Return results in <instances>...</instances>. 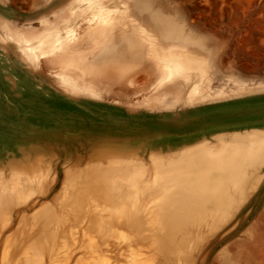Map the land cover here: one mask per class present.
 Segmentation results:
<instances>
[{"label": "rangeland", "instance_id": "obj_1", "mask_svg": "<svg viewBox=\"0 0 264 264\" xmlns=\"http://www.w3.org/2000/svg\"><path fill=\"white\" fill-rule=\"evenodd\" d=\"M134 263L264 264V0H0V264Z\"/></svg>", "mask_w": 264, "mask_h": 264}, {"label": "bare ground", "instance_id": "obj_2", "mask_svg": "<svg viewBox=\"0 0 264 264\" xmlns=\"http://www.w3.org/2000/svg\"><path fill=\"white\" fill-rule=\"evenodd\" d=\"M108 11V10H107ZM105 11V12H107ZM104 16V15H103ZM142 18V17H141ZM71 21H75V13H71L70 17ZM146 20V18H145ZM148 20V19H147ZM86 20L85 22H87ZM142 21V20H141ZM96 25L98 23V28L92 33L95 34V36H100L103 34V32L107 29L106 27L102 26L100 21H89L88 24ZM74 24V23H73ZM140 26V25H139ZM92 26H88V28H91ZM96 27V26H95ZM87 28V29H88ZM74 29V28H73ZM71 30V29H70ZM89 30V29H88ZM75 31V30H74ZM145 31V30H144ZM148 38V37H147ZM147 41V40H146ZM147 44V42H146ZM160 44V42H159ZM189 44V43H188ZM45 47V46H44ZM150 47V46H149ZM166 49V48H165ZM152 51V50H151ZM168 51V50H165ZM42 52V51H41ZM194 56H192L188 52H179L176 54H160L155 53V59L159 63L161 68V74L166 77L165 81H169L171 79L179 80V81H186L189 80V72L194 68ZM199 66V65H198ZM200 67V66H199ZM120 250V249H119ZM136 264V263H134Z\"/></svg>", "mask_w": 264, "mask_h": 264}]
</instances>
